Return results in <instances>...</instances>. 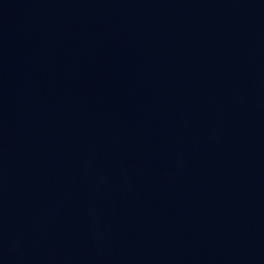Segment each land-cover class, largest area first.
I'll use <instances>...</instances> for the list:
<instances>
[{
    "label": "water",
    "instance_id": "1",
    "mask_svg": "<svg viewBox=\"0 0 264 264\" xmlns=\"http://www.w3.org/2000/svg\"><path fill=\"white\" fill-rule=\"evenodd\" d=\"M0 264H264V0H0Z\"/></svg>",
    "mask_w": 264,
    "mask_h": 264
}]
</instances>
